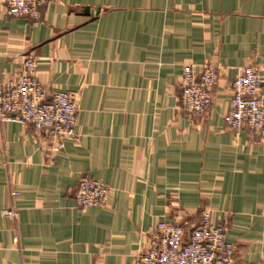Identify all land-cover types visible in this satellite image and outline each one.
<instances>
[{
    "label": "crops",
    "instance_id": "obj_1",
    "mask_svg": "<svg viewBox=\"0 0 264 264\" xmlns=\"http://www.w3.org/2000/svg\"><path fill=\"white\" fill-rule=\"evenodd\" d=\"M29 56L49 96L77 95L76 137L54 153L44 132L0 122V264H137L160 221L191 230L203 211L234 264H264V136L225 121L238 70L264 65V0H52L38 21L0 0L3 79ZM206 63L219 81L193 118L183 69ZM82 176L109 187L106 207L78 209Z\"/></svg>",
    "mask_w": 264,
    "mask_h": 264
},
{
    "label": "built area",
    "instance_id": "obj_2",
    "mask_svg": "<svg viewBox=\"0 0 264 264\" xmlns=\"http://www.w3.org/2000/svg\"><path fill=\"white\" fill-rule=\"evenodd\" d=\"M52 0H5L7 16L38 21L41 10ZM38 63L29 56L19 75L9 81L0 71V122H17L44 132L55 142L54 153L76 137L77 95L57 92L49 96L37 76ZM263 66L248 65L238 70L231 83L230 111L225 121L229 131H248L264 136ZM219 81L218 68L212 63L201 67L185 66L182 75L181 109L190 117H203L213 102V89ZM110 189L88 176L79 178L74 197L80 210L103 208L109 202ZM19 191L12 192L14 200ZM5 219L16 220L12 206L1 211ZM236 248L226 241V229L215 225L208 212L201 213L200 223L191 230L178 221L163 220L137 264H234Z\"/></svg>",
    "mask_w": 264,
    "mask_h": 264
}]
</instances>
